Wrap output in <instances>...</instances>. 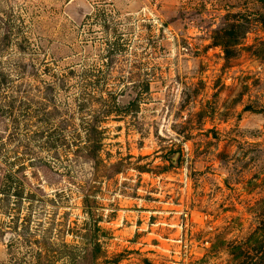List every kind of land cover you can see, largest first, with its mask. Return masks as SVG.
<instances>
[{"label":"rangeland","instance_id":"rangeland-1","mask_svg":"<svg viewBox=\"0 0 264 264\" xmlns=\"http://www.w3.org/2000/svg\"><path fill=\"white\" fill-rule=\"evenodd\" d=\"M0 182V264H264V0H0Z\"/></svg>","mask_w":264,"mask_h":264},{"label":"trees","instance_id":"trees-1","mask_svg":"<svg viewBox=\"0 0 264 264\" xmlns=\"http://www.w3.org/2000/svg\"><path fill=\"white\" fill-rule=\"evenodd\" d=\"M39 170L42 172V174H43V176L45 177V181L47 182V183H50V180H51V178L50 177H48V172L50 171L49 169H47V167L45 166V165H39ZM54 174H56V173H54ZM0 186H1V182H0ZM30 186V185H29ZM33 187V190L34 191H38V192H40L41 193V190L40 189H38L37 187H34V186H32ZM32 187H31V189H32ZM7 189H9V188H6V190ZM3 192H5V189H4V187H1L0 188V193L2 194Z\"/></svg>","mask_w":264,"mask_h":264}]
</instances>
